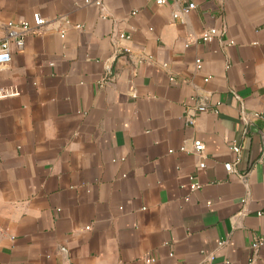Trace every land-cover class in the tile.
Listing matches in <instances>:
<instances>
[{
  "label": "crops",
  "instance_id": "1",
  "mask_svg": "<svg viewBox=\"0 0 264 264\" xmlns=\"http://www.w3.org/2000/svg\"><path fill=\"white\" fill-rule=\"evenodd\" d=\"M92 1L0 0V264H264V0Z\"/></svg>",
  "mask_w": 264,
  "mask_h": 264
},
{
  "label": "built area",
  "instance_id": "2",
  "mask_svg": "<svg viewBox=\"0 0 264 264\" xmlns=\"http://www.w3.org/2000/svg\"><path fill=\"white\" fill-rule=\"evenodd\" d=\"M180 0H156V3L159 5L166 4L169 2H178ZM89 2V0H87ZM92 3L96 5H101L102 1L101 0H94ZM195 7V4L193 2H189L183 7H181L179 10L174 12V17H180L186 13H188L191 9ZM134 13V12H133ZM33 20H34V25L38 28L42 26L45 23V20L38 14L35 13L33 15ZM0 25H3L5 28V36L3 39L0 40V64L2 63H8L11 59V56L13 53H22L24 51L25 47V37L27 33L30 31L31 27L27 21H21L20 23L16 24L13 23L12 21H6L2 23L0 21ZM61 34L63 35V31H61ZM217 34V30L214 28L207 29L203 31L200 35V39L202 41H210L215 37ZM118 38H125L128 39L129 35L119 32L118 33ZM196 68H200V60L196 59L195 60ZM209 77L204 78L205 81L208 80ZM13 92L8 90L6 87H0V98L7 97L9 95H12ZM198 110H204V106H199L197 108ZM254 117H261L259 113H254ZM194 119H190V123H192ZM193 149L196 153L200 154L203 152L204 149V144L200 140H195L193 142ZM231 149L235 152H239V147L237 145H232ZM204 162L201 161L199 163V167H204ZM224 168L228 172H235V168L233 163L231 162H226L224 163ZM192 189L198 188V185L196 183L191 184ZM188 199V197H187ZM242 213H246L243 211ZM262 240L261 239H256L255 241L252 242V247L254 249H258L262 245ZM221 244V243H220ZM147 262H152V258H147Z\"/></svg>",
  "mask_w": 264,
  "mask_h": 264
},
{
  "label": "water",
  "instance_id": "3",
  "mask_svg": "<svg viewBox=\"0 0 264 264\" xmlns=\"http://www.w3.org/2000/svg\"><path fill=\"white\" fill-rule=\"evenodd\" d=\"M261 136H262V139H263V143H264V134H263V133H261Z\"/></svg>",
  "mask_w": 264,
  "mask_h": 264
}]
</instances>
